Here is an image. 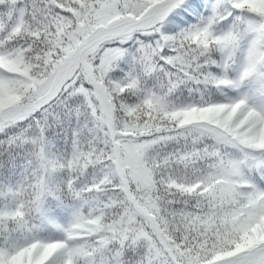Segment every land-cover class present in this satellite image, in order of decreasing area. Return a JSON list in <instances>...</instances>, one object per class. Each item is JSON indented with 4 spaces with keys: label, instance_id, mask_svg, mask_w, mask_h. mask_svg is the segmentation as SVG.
<instances>
[{
    "label": "snow or ice",
    "instance_id": "6c2138e0",
    "mask_svg": "<svg viewBox=\"0 0 264 264\" xmlns=\"http://www.w3.org/2000/svg\"><path fill=\"white\" fill-rule=\"evenodd\" d=\"M0 264H264V0H0Z\"/></svg>",
    "mask_w": 264,
    "mask_h": 264
}]
</instances>
